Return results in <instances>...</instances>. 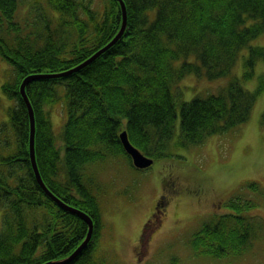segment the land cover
<instances>
[{
  "label": "trees",
  "instance_id": "obj_1",
  "mask_svg": "<svg viewBox=\"0 0 264 264\" xmlns=\"http://www.w3.org/2000/svg\"><path fill=\"white\" fill-rule=\"evenodd\" d=\"M124 2L127 27L111 49L78 72L47 75L27 86L45 184L97 224L93 241L73 264H108L105 256H96L95 245L101 227L98 195L104 190L95 183L86 187L87 167L121 154L130 168L142 171L125 152L120 132L126 130L130 142L149 157H170L178 113L174 146L190 149L247 123L264 91V73L254 92L232 75L247 46L244 79H253L257 64H264V46H250L264 35V0ZM122 24L117 0H0V55L13 67L12 78L2 86L12 104L3 109L8 119L0 122V264L59 260L86 238V222L60 208L37 182L30 160L29 110L20 86L27 76L77 67L110 43ZM190 55L199 62L186 60ZM190 73L209 80L228 77L229 83L217 93L185 101L179 84ZM61 103L68 121L57 135L52 108ZM241 188L264 190L250 181ZM241 194L228 200L231 212L212 214L191 232L188 244L195 253L193 245L216 259L236 258L259 241L264 221L242 212L258 201ZM165 202L161 197L155 214L164 211Z\"/></svg>",
  "mask_w": 264,
  "mask_h": 264
},
{
  "label": "rangeland",
  "instance_id": "obj_2",
  "mask_svg": "<svg viewBox=\"0 0 264 264\" xmlns=\"http://www.w3.org/2000/svg\"><path fill=\"white\" fill-rule=\"evenodd\" d=\"M17 20L22 22L20 18ZM250 46H264V35L253 39ZM248 51L249 46L242 50L232 75L241 80L245 89L254 92L264 73V64H257L253 79H244V61ZM186 60L199 62L195 55L188 56ZM182 63L183 59L176 61L178 67ZM12 68L0 55V122L8 119L3 109L12 104L2 91L3 84L12 78ZM228 83V77L209 80L206 75L199 77L196 73H190L183 78L179 87L183 100L191 101L198 96L217 93ZM67 121V108L62 103L55 105L52 108L55 134L60 135ZM179 133L180 113L172 140L173 156L156 160L145 171L130 168L121 154L103 164L87 167L84 178L86 187L95 183L104 190L98 195L101 227L100 237L95 239L96 256H105L108 264H264V231L259 241L246 254L243 253L245 255L236 258L216 259L193 245L195 253L188 244L191 232L207 218L204 214L230 212L228 200L242 195L241 192L244 196L249 193L247 198L258 201L256 206L242 212L264 221V190L262 194L241 188L242 184L250 181L258 182L264 189V91L258 95L249 121L234 131L223 136L213 135L204 145L190 149L174 146ZM172 174L180 176L181 179L177 180L187 184L181 189L173 184L169 186L173 180H170ZM195 184L198 185L196 192L189 191L188 187ZM163 192L167 194V201L161 220H155V233H158L144 243L141 239L144 226ZM218 200L222 203L219 204ZM2 218L3 211L0 210V231Z\"/></svg>",
  "mask_w": 264,
  "mask_h": 264
},
{
  "label": "water",
  "instance_id": "obj_3",
  "mask_svg": "<svg viewBox=\"0 0 264 264\" xmlns=\"http://www.w3.org/2000/svg\"><path fill=\"white\" fill-rule=\"evenodd\" d=\"M121 7H122V14H123V24L119 31V33L115 36V38L108 43L106 46L98 50L96 53H94L91 57H89L87 60H85L83 63L78 65L77 67L60 74H33L30 76H27L21 86H20V93L22 98L24 99L27 108L29 110V116H30V160L32 163V167L37 179L38 184L42 188V190L45 192L47 196H49L54 202L58 204L60 208H62L65 211H68L72 214H75L79 216L81 219H83L86 224L88 225V232L87 236L84 239V241L76 248V250L69 256L47 262L45 264H73L76 262L79 257L82 255V253L87 249L89 243L92 241L93 235L95 233L96 223L95 220L84 210L79 209L77 207L71 206L67 204L64 200H62L60 197L55 195L50 188L45 184L43 177L41 175L39 166L37 164L36 160V117H35V111L32 106L31 100L29 99V96L27 94V86L30 84L33 80H36L40 77H45L48 75V77H61V76H67L71 73L78 72L80 69L90 65L95 60H97L101 55H103L106 51H108L111 47H113L123 36L126 27H127V8L124 0H117ZM120 139L123 143V146L126 150V152L131 156L133 164L138 169H147L153 166L155 160L144 153H142L138 148H136L129 140L127 131H122L120 133Z\"/></svg>",
  "mask_w": 264,
  "mask_h": 264
},
{
  "label": "flooded vegetation",
  "instance_id": "obj_4",
  "mask_svg": "<svg viewBox=\"0 0 264 264\" xmlns=\"http://www.w3.org/2000/svg\"><path fill=\"white\" fill-rule=\"evenodd\" d=\"M177 178L181 179L180 176L175 175V174H172V175L170 176V180L173 179V180L171 181L172 184L175 185L176 187H178V188L181 189V188L183 187V185H185V184H187V183L184 182V184H182V182L179 181V180H177ZM197 186H198V185L195 184L194 187H188V190H189V191L196 192V189H195V188H196ZM160 197H164V196H160ZM160 197H159L158 201L160 200ZM158 201H157V202H158ZM218 202H219V203H222L221 200H218ZM159 217H160V216H159ZM159 217H158V220H161V219H159ZM153 219H155V218H153Z\"/></svg>",
  "mask_w": 264,
  "mask_h": 264
},
{
  "label": "bare ground",
  "instance_id": "obj_5",
  "mask_svg": "<svg viewBox=\"0 0 264 264\" xmlns=\"http://www.w3.org/2000/svg\"><path fill=\"white\" fill-rule=\"evenodd\" d=\"M111 48H112V47H111ZM111 48H110V49H111ZM106 52H107V51H106ZM122 144H123V143H122ZM123 148H124V146H123ZM124 150H125V148H124ZM125 152H126V150H125ZM126 153H127V152H126ZM36 160H37V155H36ZM31 164H32V163H31ZM37 164H38V162H37ZM38 166H39V165H38ZM32 168H33V167H32ZM80 184H81V183H80ZM80 186H81L82 188L84 187L83 184H81ZM166 196H167V194H166ZM154 225H156V222H154L153 226H154ZM159 227H160V226H159ZM159 227H158L157 230H159ZM154 228L156 229V227H154ZM157 233H158V232H157Z\"/></svg>",
  "mask_w": 264,
  "mask_h": 264
}]
</instances>
